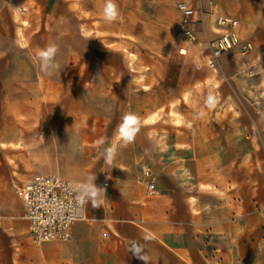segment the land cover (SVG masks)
<instances>
[{
  "label": "rangeland",
  "instance_id": "1",
  "mask_svg": "<svg viewBox=\"0 0 264 264\" xmlns=\"http://www.w3.org/2000/svg\"><path fill=\"white\" fill-rule=\"evenodd\" d=\"M105 2L79 0L67 9L49 1L32 15L19 9L27 10L19 18L0 6V192L21 200L18 189L32 173L83 185L96 176V186L126 173L154 221L161 196L171 202L179 190L213 193L242 216L240 235L231 238L232 264H264V93L206 66L205 35L197 45L178 35L175 0H114L120 15L111 23ZM49 43L58 45L60 65L50 76L36 58ZM174 47L195 53V71L208 77L182 101L173 97L177 67L163 68ZM130 112L141 118L136 145L120 142L108 165L103 151ZM189 142L195 148L175 149ZM190 157L198 164L177 165ZM145 167L156 183L151 195Z\"/></svg>",
  "mask_w": 264,
  "mask_h": 264
},
{
  "label": "crops",
  "instance_id": "2",
  "mask_svg": "<svg viewBox=\"0 0 264 264\" xmlns=\"http://www.w3.org/2000/svg\"><path fill=\"white\" fill-rule=\"evenodd\" d=\"M49 1H57L69 9L79 0H0V6H11L14 15L21 17L33 9H40ZM178 1V0H175ZM189 3L195 13L193 20L198 35L217 37L233 31L240 42H250L251 49L241 52L232 49L220 58L221 71L226 81L246 78L255 94L264 93V0H181ZM19 9H27L25 13ZM23 13V14H22ZM217 14H228L237 20L230 28L216 24ZM203 21V23H200ZM204 24V32L202 31ZM83 38L87 35L81 34ZM174 47L167 56L164 70L179 71L173 80L177 94L192 93L199 84H206L207 74L195 71L196 54L188 50L180 55ZM162 81H172L166 78ZM160 82V81H159ZM147 90L150 84H142ZM145 91H143L144 93ZM179 95L182 98H179ZM131 145H136L134 140ZM128 144V145H130ZM184 146H183V145ZM186 144V145H185ZM196 143H181L175 149L195 148ZM177 165L193 166L199 161L184 158ZM191 171V170H190ZM182 170L180 169V173ZM122 176V177H120ZM126 173L117 174L104 187L105 196L90 199L86 219L72 226L67 241H50L36 245L28 234L24 206L12 192H0V263L1 264H232L235 252L232 237H239L240 212L213 193L175 192L173 201L158 199L161 203L157 221L148 217L147 209L139 205L140 194L134 189ZM232 216V217H231ZM109 233V239L103 233ZM233 231V233H231ZM237 231V232H236ZM263 238L258 245H261ZM139 257H145L140 259Z\"/></svg>",
  "mask_w": 264,
  "mask_h": 264
},
{
  "label": "built area",
  "instance_id": "3",
  "mask_svg": "<svg viewBox=\"0 0 264 264\" xmlns=\"http://www.w3.org/2000/svg\"><path fill=\"white\" fill-rule=\"evenodd\" d=\"M176 8L182 14L178 35L190 45L198 44V30L193 20L195 9L187 2L178 0ZM203 23V21H200ZM216 24L221 27L235 28L237 20L228 14H217ZM204 32V24H202ZM204 50L208 52L203 56L206 66L223 78L220 58L232 49L247 52L251 49L250 42H240L233 31L210 38L205 34ZM143 173L147 178L146 194L156 191L154 176L148 168ZM108 183L105 182L104 186ZM80 181L63 177L56 173H32L20 185L18 191L24 206V219L28 223V233L36 245L50 241H67L72 235V226L78 221L86 219V209L89 194ZM104 239H109L105 231Z\"/></svg>",
  "mask_w": 264,
  "mask_h": 264
},
{
  "label": "clouds",
  "instance_id": "4",
  "mask_svg": "<svg viewBox=\"0 0 264 264\" xmlns=\"http://www.w3.org/2000/svg\"><path fill=\"white\" fill-rule=\"evenodd\" d=\"M119 9L114 0H106L104 6V18L106 22H113L119 17ZM59 51V47L55 43H49L45 48L40 49L36 53V58L40 62L41 71L47 75H52L58 71L60 65L56 61V56ZM141 126V118L135 113H127L123 117L122 123L117 129V141L113 143L103 151V158L108 165H112L116 156L117 150L120 146V142H123L124 146L133 143L137 133ZM105 140L101 138L97 141L98 145H103ZM96 176H90L88 182L83 187L87 190L88 194L92 198L105 196L106 189L103 187H97L95 184ZM145 259V257H139Z\"/></svg>",
  "mask_w": 264,
  "mask_h": 264
}]
</instances>
